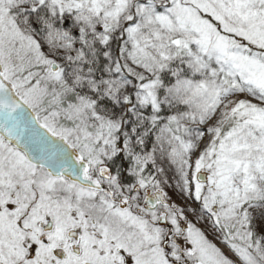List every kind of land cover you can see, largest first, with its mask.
Segmentation results:
<instances>
[{"label":"snow or ice","instance_id":"1","mask_svg":"<svg viewBox=\"0 0 264 264\" xmlns=\"http://www.w3.org/2000/svg\"><path fill=\"white\" fill-rule=\"evenodd\" d=\"M0 264H264V0H0Z\"/></svg>","mask_w":264,"mask_h":264}]
</instances>
